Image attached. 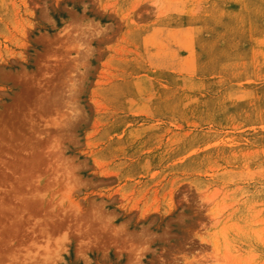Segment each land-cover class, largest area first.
<instances>
[{
  "label": "rangeland",
  "instance_id": "rangeland-1",
  "mask_svg": "<svg viewBox=\"0 0 264 264\" xmlns=\"http://www.w3.org/2000/svg\"><path fill=\"white\" fill-rule=\"evenodd\" d=\"M0 264H264V0H0Z\"/></svg>",
  "mask_w": 264,
  "mask_h": 264
}]
</instances>
